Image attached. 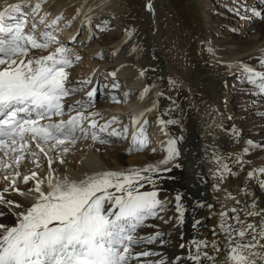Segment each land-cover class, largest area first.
<instances>
[{"label":"snow or ice","instance_id":"1","mask_svg":"<svg viewBox=\"0 0 264 264\" xmlns=\"http://www.w3.org/2000/svg\"><path fill=\"white\" fill-rule=\"evenodd\" d=\"M146 9L152 11V4L148 3ZM226 10L238 18L264 20V8L253 7L244 0H236ZM78 11L83 13V9ZM41 12L42 0L35 3L18 0L0 5V180L3 181L0 220L8 221L0 222V264H264V166L246 168L244 160V154L251 149L264 151V141L244 140L241 151L231 155V163L240 172L216 158L219 181L226 177L241 179L240 173L245 174L238 189L243 200H235V207L230 209L236 226L225 221V213L221 212L223 233L213 227L211 238L193 239L189 242L192 247L184 255L171 258L162 251L168 242L164 232H141L145 227L157 228L147 221L160 218L166 224L171 222L174 229L179 228L191 207V227L195 231L202 223L198 210L213 209L212 204L200 199L186 205L183 194L177 192L173 198L174 214L167 219L162 215L171 210L172 201L167 196L160 198L158 182L171 167H181L174 163L181 156L180 138L168 139L163 159L143 169L101 170L75 179L52 174L53 157L63 165L64 157L79 140L90 135L93 142L104 144L107 140L103 134L117 137L121 133L117 128H110L117 122L115 117L98 124L95 119L98 114L88 111L97 91L91 87L92 76L75 82L70 79L69 69L80 56L73 55L54 32L47 30L55 27L61 17L53 19L39 34L35 20L31 28H26L28 18ZM46 15H40V23ZM84 19L91 28V17L85 14ZM105 23L102 21L95 27L99 29ZM130 31L126 28L125 35ZM78 35L79 32L71 38L72 42ZM92 38L89 36V41ZM50 45L55 47L46 55L30 54V49H48ZM207 50L215 55L211 45ZM132 51H138L135 45ZM258 64L264 69V56L258 59ZM228 67L238 69L240 78L258 89L257 93L250 94L264 95V71L243 63ZM107 75L112 77L111 89H117L115 71ZM140 75H144L143 69ZM169 86L177 87L172 80ZM150 90L145 87L141 98ZM81 91L84 95L80 99L71 102L66 99ZM155 95L160 97L163 93ZM152 107H156L155 101ZM65 109L67 119L63 118ZM160 123L171 125L177 121L169 119ZM142 133L143 127L141 147ZM232 134L239 144L242 132L233 127ZM133 140H136L135 134ZM26 159L35 165V170L22 175L19 168ZM42 159L47 162V176L39 172L38 162ZM145 184L151 190H142ZM17 194L24 199L17 202ZM218 235L224 236L223 244L216 239ZM178 247L183 249L185 245L181 243Z\"/></svg>","mask_w":264,"mask_h":264},{"label":"bare ground","instance_id":"2","mask_svg":"<svg viewBox=\"0 0 264 264\" xmlns=\"http://www.w3.org/2000/svg\"><path fill=\"white\" fill-rule=\"evenodd\" d=\"M204 1L42 0V12L28 18L30 27L27 28H31V23L35 20L36 33L39 34L45 30L46 25L60 16L61 19L53 29L61 44L68 41L69 44L75 43L76 41L72 42L71 38L80 29L84 32L82 42L87 43L89 36H97L95 26L102 21H107L105 24L109 27L117 28L116 33L108 34L109 37L103 35V42L98 38V42L85 52L86 59L94 58L87 59L83 65L85 68L81 71L79 67L69 69V74L73 82L92 76L91 87L110 88L106 91L107 97L103 101V106L110 107L113 113L95 112L100 108L93 104L96 93L88 111L98 114L95 116L98 124L115 117L117 122L111 124L110 128H117L121 134L117 137L103 134L107 140L104 144L93 142L90 135L87 139L79 140L73 150L64 157L63 165L53 157L52 174L68 175L75 179L86 173L92 174L101 170L143 169L156 165L163 159L168 139L180 138L178 146L181 156L174 163H179L181 167H171V171L164 173L158 182L160 198L167 196L172 201L169 206L171 210L162 215L167 219L174 214L173 198L177 192L183 194V202L186 205L200 199L205 204H212L213 209L198 210L197 215L202 223L195 231L191 227V207L188 208L185 222L179 228L174 229L171 222L166 224L163 219L147 221L157 228L145 227L141 232L145 234L155 230L164 232L168 242L162 251L168 258L184 255L185 248L178 247L181 243L185 245L184 238H191V241L201 237L211 238L210 229L213 227L223 233L224 229L220 228L221 212L225 213L223 217L225 221L231 226H236L235 221L231 220L234 213H231L230 209L235 207V200H243L242 195L238 194V189L245 174L240 173L241 179L226 177L219 181L217 179L219 173L216 172L219 165L216 158H219V163H228L234 171L240 172L231 163V155L241 151L244 140L264 141V133L255 135L259 124L264 122V115L258 117L253 113L254 115L250 116L251 108L256 110L264 103V95L258 96L259 98L250 97L252 101L247 104L248 109L237 110L236 108L240 106L238 98L241 95L231 99L228 94L229 84L239 71L235 67L229 68V64L243 63L264 71L258 64V59L264 56V24L261 19L255 18L251 25L252 30H255L253 40H246L243 36L234 34L232 30L227 29L225 32L224 25L229 23L230 18L236 16L230 13L224 16L218 14L208 20L203 14L204 4L213 5L223 0H206L205 3ZM15 2L18 0H0V5L6 6ZM35 2L36 0H33V3ZM259 2L256 6L264 8V0ZM148 3L152 4V11L146 9ZM79 9H83V13L79 12ZM89 9L91 11H88ZM43 13L47 15L44 22L40 23V15ZM85 14L92 19L91 28L84 19ZM126 28L131 29L128 35H125ZM212 30L220 32L217 39L211 37ZM244 31L238 32L244 34ZM134 45L138 51H132ZM209 45L215 50V55L208 52ZM54 47L50 45L48 49H30V54L33 57L46 55ZM100 57L105 58L104 63L98 60ZM142 69L144 75H140ZM113 71L116 73L115 81L119 85L117 89H111L112 77L107 75ZM105 78H109L108 82ZM169 80L175 81L177 87L171 88ZM145 87L151 90L141 98ZM245 89L251 91V85L247 83ZM87 90L90 88L85 89ZM156 92H162L163 96L157 97ZM83 95L84 92L81 91L66 99L71 102ZM153 101L156 102V107H152ZM147 109L151 110L146 111ZM65 113L63 118L67 119V109ZM169 119L177 123L171 125L160 123L161 120ZM248 119L250 121L245 124ZM253 120L259 124L250 127ZM141 127L143 147L152 142L149 150L156 148L155 153L143 151V147L140 146ZM233 127L242 132L239 144L232 134ZM125 128L128 130L127 135ZM134 134L135 144L132 142ZM244 160L246 168L264 166V151L251 149L248 154H244ZM38 163L39 172L45 176L49 175L46 160L42 159ZM31 170H35V165L30 160L21 162L19 171L22 175ZM0 185H3L2 180ZM213 185H217V188L213 189ZM19 186L21 189L24 188L22 181L19 182ZM142 190H151V186L145 184ZM15 199L20 202L24 197L17 194ZM241 218L243 219V216ZM0 222L8 221L5 219ZM168 233L171 234L167 235ZM216 239L223 244V235H218Z\"/></svg>","mask_w":264,"mask_h":264},{"label":"rangeland","instance_id":"3","mask_svg":"<svg viewBox=\"0 0 264 264\" xmlns=\"http://www.w3.org/2000/svg\"><path fill=\"white\" fill-rule=\"evenodd\" d=\"M259 1H261V0H244V2L246 4L251 5V6L258 5L260 3ZM205 2H206V0L204 1V3ZM235 2H236V0H227L226 2H225V0H223V2L216 3V4H213V5H206V4H204L203 14H204V16H206V18L208 20H211L212 18H215L214 16L215 15H218V14H220L222 16L228 15L229 12L226 10V7H230ZM212 3H213V1H212ZM228 18H230V17H228ZM254 20H255V18H238V17L230 18L229 23H226L224 25L225 32L227 31V29L228 30L236 29V31H233L234 34H236L238 36L239 35L240 36H243V38L246 39V40H253L254 39V32H255V30H252L253 28H251V25L253 24V21ZM248 21H250V23ZM261 21L264 24V20H261ZM27 27H30V26H28V23L26 25V28ZM53 28H49L48 31H52L55 34V30H54L55 28L54 29ZM245 28H248V29H245ZM239 30H245L244 31L245 33L244 34H239V32H238ZM78 32H79V35H78L77 39L75 40L76 41L75 43H70L69 44L68 43L69 41H68V42H64L63 45H65L73 53V55H79L80 56V60L79 61H74L73 65L71 66L70 69H74L76 67H79L80 68V71H81L82 68H85V67H83V65L86 64L87 59H89V60H93L94 59L92 57H89V58L86 59L87 56H86V53L85 52L88 51V50H90L91 46L94 43H97L98 42L97 41L98 38H99L98 40L100 42H103L104 36L105 37L106 36L109 37L108 34L111 35V33H116L117 32V28L116 27L115 28H112V27L107 26L106 24H103L99 29L96 30L97 36L96 37H93L87 43H83L82 42L83 39L81 37L84 35L83 29L78 30L76 32V34H74V36H76ZM219 35H220V32H215L214 30H212V34H211V37L212 38L217 39ZM68 44L71 45V48H69V45ZM98 60L99 61H103V63H104L105 58L104 57H100ZM236 74H237V72H236ZM105 79H107L106 82H108V79L109 78H105ZM245 85H247V83L245 82L244 79H241L238 74L233 77V81L229 84L228 94H230V98L231 99L234 98V97L237 98L238 95H241V97L238 98L239 99L238 100V105H240V106H238L236 108L237 110H240L241 108L242 109L243 108H245V109L247 108L248 109V105L252 101L249 98L250 97H252V98L253 97L259 98L258 96H260V95H252V94H250V93H257L258 92V89L256 87H254L253 85H251L252 90L248 92L245 89ZM109 89L110 88H106V87L103 88L101 86H99V88L97 89V91H96V98L93 100V104H94L95 107H97V108L100 107V108L97 109V110H95V112H98V111H107L108 113H111V112L113 113V111H112V109L110 107L103 106L104 105V102L103 101L107 97L106 91H109ZM80 96H81V94L79 95V97ZM253 113L255 114V116L257 115L258 117H260L261 115H264V103L261 104L260 106H258L256 110H254L253 108H251L250 109V116L251 115H254ZM249 121H250V119H248L246 122L245 121L244 122L246 124ZM256 124H259V122L256 121V120H253V123L251 124L250 127H252L253 125L255 126ZM125 127H127L126 124H125ZM258 127H259L258 132L255 135L264 133V122L261 123V124H259ZM127 131H126V135L128 134ZM132 142L135 144L136 143V140L135 141L133 140ZM150 143L151 144H148L147 143L142 149H144L143 151H147V152L150 151L152 153H155V150L154 149H156V148H152V150H149L150 147H151V145H153L152 142H150ZM156 219H157V221H160V218H156ZM188 237H190V236H188ZM190 241H191V238H188V239H185L184 238V241H183L185 243L184 252H186V250L188 248L192 247L191 244L189 243Z\"/></svg>","mask_w":264,"mask_h":264}]
</instances>
